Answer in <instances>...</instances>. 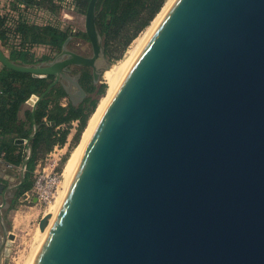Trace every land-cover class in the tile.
Listing matches in <instances>:
<instances>
[{
  "label": "water",
  "instance_id": "obj_1",
  "mask_svg": "<svg viewBox=\"0 0 264 264\" xmlns=\"http://www.w3.org/2000/svg\"><path fill=\"white\" fill-rule=\"evenodd\" d=\"M98 1L80 14L92 56L68 48L72 36L47 64L14 61L0 44L2 65L55 76L28 101L34 131L16 139L27 152L20 183L38 103L61 77L74 104L85 99L68 66L92 67L96 83L111 67ZM1 208L4 264L13 234ZM52 210L39 222L46 232L33 264H48L61 222L55 264H264V0H171L70 163Z\"/></svg>",
  "mask_w": 264,
  "mask_h": 264
},
{
  "label": "trees",
  "instance_id": "obj_2",
  "mask_svg": "<svg viewBox=\"0 0 264 264\" xmlns=\"http://www.w3.org/2000/svg\"><path fill=\"white\" fill-rule=\"evenodd\" d=\"M61 3L63 0H60ZM168 0H99L96 24L105 40V51L109 59L122 57L125 50L149 27ZM90 0H72L71 6L85 14ZM64 3V2H63ZM60 3L57 0H7L0 11V44L10 59L28 65L38 64L36 46H49L56 53L73 30H63L58 23H39L31 19L29 11L47 9L55 15ZM11 11L17 14H12ZM41 15L42 11L39 12ZM65 11L62 14V18ZM88 39L85 31L74 32ZM45 56V59L52 58ZM0 157L3 161L20 166L27 156L26 146L17 144V138H29L34 131L32 104L20 112L33 95L40 96L50 82L47 77H36L30 73L10 69L0 62ZM81 84L88 93L84 101L74 104L63 85L53 86L50 92L38 103L36 121L39 124L35 137L31 140L33 155L28 162L25 182L19 194L33 187V174L38 161L45 157L55 145H64L70 134L73 121H79V138L88 120L98 105V96L106 89L105 84H96L90 68H82ZM68 99L66 105L62 100ZM101 100V99H100ZM52 122L54 124H52Z\"/></svg>",
  "mask_w": 264,
  "mask_h": 264
},
{
  "label": "rangeland",
  "instance_id": "obj_3",
  "mask_svg": "<svg viewBox=\"0 0 264 264\" xmlns=\"http://www.w3.org/2000/svg\"><path fill=\"white\" fill-rule=\"evenodd\" d=\"M7 3V0H0V4L5 2ZM58 3H60L59 9L55 15H52L48 12L47 9L41 10L42 13L39 15L41 11H35L34 9H31L29 13L31 14V19L38 21L39 23H47L49 21L53 23H58L61 27L67 26L70 30H73V32H79L83 31V27H85V21L86 17L83 15V17L80 16V12L72 8L71 3L72 0H63L61 3L60 0H57ZM63 9L68 10L65 12L64 17L62 18L61 13ZM70 11H74L78 13L77 15L73 14ZM12 14H17L14 11H11ZM149 27H147L144 31H142L137 38H135L132 43L128 46V48L123 53L122 57L116 60H112V64L110 68H113L114 66L118 67L122 65L126 59L129 58L131 51L138 45V41L140 38H142L145 33L147 32ZM68 48L79 52L84 55H91L92 54V46L89 40L83 39L81 37H78L75 35V37L71 40V42L68 44ZM36 54H41L43 52H49L54 54L55 51L52 50L50 47L47 46H36L33 49ZM109 68V69H110ZM78 66H74L73 70L74 72L78 71ZM105 84L106 89L105 92L98 96L99 102L95 109H98L100 106L102 100L106 97L108 90L110 88V84L108 80L103 75L101 77V82L99 84ZM101 99V100H100ZM62 102L68 103V99L65 98L62 100ZM93 112L92 114L94 115ZM90 119L92 118V116ZM88 120V123L90 121ZM87 123V125H88ZM79 121H73L71 123L70 127V134L68 137V140L66 143H68L67 148L65 149L67 151L66 158L64 160L65 166L72 156L74 150L77 148L78 144L80 143L82 136L84 134L85 129L79 136V138H76V134L79 130ZM47 156V155H46ZM45 156V157H46ZM45 157L41 158L37 166L34 170L33 174V180H35L36 170L39 168L38 164L42 159H45ZM43 166V165H42ZM41 168V167H40ZM0 174L3 176L9 177L12 182H17L21 178L22 174V167L20 166H11L5 161H2L0 163ZM12 177V178H11ZM64 190V188H63ZM62 190V191H63ZM1 198V195H0ZM53 204L49 206V209H54ZM48 208H43L39 204H37L36 200L34 199V196L30 193L29 198H27L26 194H21L18 199L13 203V205L9 209L2 210V214L5 218V224L9 229V232L13 234V237L11 239H8L9 242L6 246V250L4 252V264H31L33 259V253L38 248L40 241L42 239V231L39 226V222L41 218L46 214V211ZM53 211V210H52ZM51 211V212H52ZM5 260H7L5 262Z\"/></svg>",
  "mask_w": 264,
  "mask_h": 264
},
{
  "label": "bare ground",
  "instance_id": "obj_4",
  "mask_svg": "<svg viewBox=\"0 0 264 264\" xmlns=\"http://www.w3.org/2000/svg\"><path fill=\"white\" fill-rule=\"evenodd\" d=\"M171 0H168L166 2V4L164 5V7L162 8V10L160 11V13L157 15V17L153 20L152 24L149 26L148 30H146L147 32L145 33V35L139 39L138 41V45L131 51L130 56L128 59H126V61L116 67L114 66L113 68L108 69L107 71H105L104 76L105 78L108 80L109 84H110V88L108 90V93L106 95V97L102 100L100 106L98 107V109L96 110V112L94 113V115L92 116V118L90 119L86 130L84 131V134L82 136V139L80 141V143L78 144L77 148L74 150L72 156L70 157V159H68L66 166H65V178H66V185L64 187V190L61 191L60 195L57 197L56 203L54 205V209L51 212L53 215H55V213L57 212L61 201L63 200V197L65 195V192L67 190V176H68V170H69V165L72 162V160L74 159L75 155L77 154L78 150L80 149L81 145L83 144V142L85 141L86 137L88 136V134L90 133L91 129L93 128V126L95 125L97 119L99 118L101 112L103 111L104 107L106 106L108 100L110 99L114 89L116 88L118 82L120 81L121 77L123 76L124 72L126 71L127 67L129 66L130 62L132 61L134 55L136 54L138 48L140 47L142 41L144 40V38L146 37V35L148 34V32L150 31V29L152 28V26L155 24V22L158 20V18L160 17V15L163 13V11L165 10V8L167 7V5L169 4ZM63 222H61L55 229L52 230V233L50 235V252L51 255L48 259V264H55L54 262V247L57 243V239L59 238L61 231H62V227H63ZM46 232V231H45ZM45 232H43L42 234L45 235ZM38 248L34 251V255H33V259L31 264L34 263V259L36 256Z\"/></svg>",
  "mask_w": 264,
  "mask_h": 264
},
{
  "label": "built area",
  "instance_id": "obj_5",
  "mask_svg": "<svg viewBox=\"0 0 264 264\" xmlns=\"http://www.w3.org/2000/svg\"><path fill=\"white\" fill-rule=\"evenodd\" d=\"M67 146L68 143L55 145L45 159L39 162L33 187L26 192L27 198L31 193L37 204L43 208H49L61 182Z\"/></svg>",
  "mask_w": 264,
  "mask_h": 264
},
{
  "label": "flooded vegetation",
  "instance_id": "obj_6",
  "mask_svg": "<svg viewBox=\"0 0 264 264\" xmlns=\"http://www.w3.org/2000/svg\"><path fill=\"white\" fill-rule=\"evenodd\" d=\"M70 36H72V38H71V40L75 37V34H74V32H72L71 34H70ZM83 39H85V38H83ZM71 40H70V42H71ZM86 40H89V38L88 39H86ZM47 47H49V46H47ZM62 50H63V47H62V49L60 50V51H58L57 53L55 52L52 56V58H47V59H45V56H50L51 55V53H49V52H43V53H41L40 55L39 54H37V56H38V64H47V62H49V61H52V60H54L55 58H57V57H59L60 56V53L62 52ZM72 50V49H71ZM92 54H93V51H92ZM92 54L91 55H86V56H92ZM84 55V54H83ZM66 57V56H65ZM65 57H62V58H65ZM108 57V56H107ZM109 58V57H108ZM74 66H77V65H74ZM74 66H68L67 67V69H66V71H68V72H70L72 75H75V76H78V79H79V82H80V84H81V79H82V77H83V71H82V68H84V67H88V68H90V71H91V73L93 74V68L92 67H90V66H78V71L77 72H74V70H73V68H74ZM103 76V75H102ZM53 78H49V79H51V80H54L55 79V76H52ZM49 79H48V81H49ZM93 79H94V77H93ZM50 83H51V81H49ZM95 82V81H94ZM101 82V81H100ZM99 82V83H100ZM96 83V82H95ZM99 83H96V84H99ZM57 84H60V85H63V87L65 88V85H68L69 83H68V81L65 79V78H63V77H61V79L59 80V82L57 83ZM56 84V85H57ZM82 85V84H81ZM84 88V87H83ZM85 89V88H84ZM72 91L73 92H77L78 91V88L75 86V85H73L72 86ZM87 95H88V93H87ZM69 96V95H68ZM87 97V96H86ZM85 97V98H86ZM69 98H70V96H69ZM65 99V98H64ZM71 99V98H70ZM85 100V99H84ZM83 100V101H84ZM72 101V100H71ZM82 101H80L79 103H81ZM78 103V104H79ZM64 104V103H63ZM67 103H65L64 105H66ZM10 165V164H9ZM12 166V165H11ZM12 178V177H11ZM20 180H21V178L19 179V181H15V182H12L11 181V179L9 178V177H6V176H3L2 174H0V183L2 182V183H4L5 184V186L1 189V192H0V195H1V198H0V205H2V208H1V212H2V210H4V209H9L12 205H13V203L18 199V197L21 195V194H19V192H20V190H21V186H22V184L25 182H23V183H20ZM27 192V191H26ZM26 192H24V193H22V194H26ZM6 198V203L4 204V199ZM2 216H3V214H2ZM3 218H4V216H3ZM4 222H5V218H4ZM0 233H3V228H2V224H1V222H0Z\"/></svg>",
  "mask_w": 264,
  "mask_h": 264
},
{
  "label": "crops",
  "instance_id": "obj_7",
  "mask_svg": "<svg viewBox=\"0 0 264 264\" xmlns=\"http://www.w3.org/2000/svg\"><path fill=\"white\" fill-rule=\"evenodd\" d=\"M6 5H7L6 1L3 2V3H1V4H0V11H2L1 8H2V7H6ZM0 66H1V65H0ZM30 104H31V103L28 102V103L23 107L22 111L20 112L21 117H24V110H25L26 108H28ZM2 161H3V158L0 157V163H1Z\"/></svg>",
  "mask_w": 264,
  "mask_h": 264
}]
</instances>
